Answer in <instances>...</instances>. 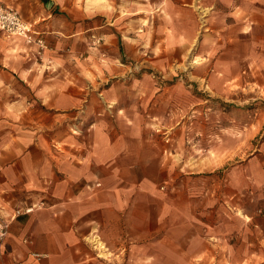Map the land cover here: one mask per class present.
<instances>
[{"label":"crops","instance_id":"crops-1","mask_svg":"<svg viewBox=\"0 0 264 264\" xmlns=\"http://www.w3.org/2000/svg\"><path fill=\"white\" fill-rule=\"evenodd\" d=\"M262 1L0 0L47 46L0 33V216L40 205L11 221L0 264H159L190 245L163 174L169 138L136 128L144 90L125 79L239 45Z\"/></svg>","mask_w":264,"mask_h":264},{"label":"rangeland","instance_id":"rangeland-1","mask_svg":"<svg viewBox=\"0 0 264 264\" xmlns=\"http://www.w3.org/2000/svg\"><path fill=\"white\" fill-rule=\"evenodd\" d=\"M259 13L262 25L243 29L233 48L225 43L222 53L145 67L142 77L125 79L144 90L138 103L129 100L128 111L142 122L136 128L169 138L163 139L169 146L163 174L174 176L169 197L176 220L190 217L196 230L190 245L183 247L182 240L175 254L161 252L159 264H264V12ZM176 69L182 75H172ZM157 151L153 146L152 155ZM154 171L155 165L150 173L157 176ZM188 205L196 208L193 214ZM176 233L183 236L184 226Z\"/></svg>","mask_w":264,"mask_h":264},{"label":"built area","instance_id":"built-area-1","mask_svg":"<svg viewBox=\"0 0 264 264\" xmlns=\"http://www.w3.org/2000/svg\"><path fill=\"white\" fill-rule=\"evenodd\" d=\"M0 33L12 39H19L29 48H33L36 56H41L47 48L44 38L34 31L32 26L24 21L20 14L12 7L5 6L0 2ZM40 205H32L15 210L10 218L0 216V245L7 240L11 221L21 215L32 213ZM32 257L40 260L46 256L32 254ZM18 264H23L19 262Z\"/></svg>","mask_w":264,"mask_h":264},{"label":"bare ground","instance_id":"bare-ground-1","mask_svg":"<svg viewBox=\"0 0 264 264\" xmlns=\"http://www.w3.org/2000/svg\"><path fill=\"white\" fill-rule=\"evenodd\" d=\"M100 246V245H99ZM99 251V250H98Z\"/></svg>","mask_w":264,"mask_h":264}]
</instances>
